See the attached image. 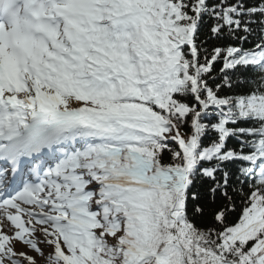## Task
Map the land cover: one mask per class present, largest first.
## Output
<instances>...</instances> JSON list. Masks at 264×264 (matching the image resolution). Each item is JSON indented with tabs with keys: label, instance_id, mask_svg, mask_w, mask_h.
<instances>
[{
	"label": "snow or ice",
	"instance_id": "1",
	"mask_svg": "<svg viewBox=\"0 0 264 264\" xmlns=\"http://www.w3.org/2000/svg\"><path fill=\"white\" fill-rule=\"evenodd\" d=\"M0 264H264V0H0Z\"/></svg>",
	"mask_w": 264,
	"mask_h": 264
},
{
	"label": "trees",
	"instance_id": "2",
	"mask_svg": "<svg viewBox=\"0 0 264 264\" xmlns=\"http://www.w3.org/2000/svg\"><path fill=\"white\" fill-rule=\"evenodd\" d=\"M247 2L251 4L254 3L255 0H247ZM211 23L212 22L210 20H207L205 23L201 24L199 29V40L207 41L206 47H208L209 49L215 46H226L228 43H230V41L226 39L217 40L211 37V33H210ZM215 67L217 69V74H218V70L221 67V65L216 64ZM207 142H208L207 139H205V143ZM234 145H235V141L230 140L229 146H234ZM164 159L165 161H168L169 157L167 154H165ZM231 170L233 173H235L234 166L232 167ZM208 188H209L208 181L198 179L191 188L189 200L187 202V208L190 215L193 213V209L197 205L203 207L204 212L202 215L196 214L193 216L195 223L202 228L212 227L214 225L215 221L213 219V213L227 202L224 198L220 197L219 195H217L213 200V197L208 192ZM245 191L246 192L248 191L247 187H245ZM192 194H196L198 199L193 200L191 198ZM229 194L234 196L236 202V211L229 217V223H235L239 218L240 211L243 205L241 204V200L239 196H236L231 191L229 192Z\"/></svg>",
	"mask_w": 264,
	"mask_h": 264
}]
</instances>
